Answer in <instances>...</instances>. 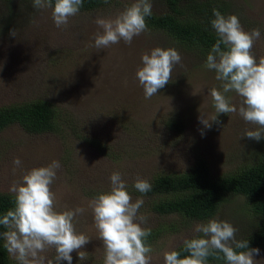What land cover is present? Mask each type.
Returning <instances> with one entry per match:
<instances>
[{"label": "rangeland", "instance_id": "374dc122", "mask_svg": "<svg viewBox=\"0 0 264 264\" xmlns=\"http://www.w3.org/2000/svg\"><path fill=\"white\" fill-rule=\"evenodd\" d=\"M132 2L109 0L98 8L80 10L66 28H57L51 8L36 10L33 0H0V106L43 100L56 111L55 131L30 133L17 123L0 130V192L11 193V185L25 171L58 160L61 167L52 185L57 207L87 209L74 222L78 232L92 237L83 248L87 260L80 261L74 251L72 264H104L105 249L87 204L110 189L114 171L122 174L133 201L143 198L139 211L148 217L146 226H164L150 243L152 264H164V253L195 236L199 223L214 217L228 220L242 240L256 231L263 216L248 211L249 198L231 193L225 194L216 215L206 220L160 214L151 208L157 196L134 188L137 177L151 183L157 174L188 170L198 157L207 161L214 177L237 171L264 153V144L263 138L242 137L253 126L238 114H219V122L210 129L200 123L201 113L207 118L216 114L209 90L222 84L215 70L205 67L211 49L195 51L155 28L134 37L131 44L121 40L107 49L94 47L95 19L115 17ZM221 2L224 15L238 14L246 30L260 29L252 51L257 58L264 56V0ZM151 3L152 12H168L164 0ZM13 29L16 36L10 35ZM158 46L176 48L183 67L177 65L172 80L145 99L136 72L142 55ZM226 95L239 106L241 98L235 92ZM17 156L22 164L14 174ZM257 248L256 264H264V245ZM46 255L53 258L55 252ZM9 258L18 264L10 254Z\"/></svg>", "mask_w": 264, "mask_h": 264}, {"label": "clouds", "instance_id": "9594fccd", "mask_svg": "<svg viewBox=\"0 0 264 264\" xmlns=\"http://www.w3.org/2000/svg\"><path fill=\"white\" fill-rule=\"evenodd\" d=\"M82 5L83 0H54V3L53 0H33L36 10L52 9L57 28H66ZM152 11L151 0H133L115 17H97L94 47L98 51L107 49L121 40L131 44L134 37L148 31L146 18ZM213 14L211 26L217 40L207 55L205 67L215 70V78L222 84L220 88L209 90L216 114L207 118L201 113L200 123L210 129L213 122H219V114H238L253 126L242 137L259 141L264 138V56L257 58L252 49L260 39L261 31L259 28L246 30L238 14L224 15L216 8ZM10 35L16 36V30H11ZM177 65L183 67L181 54L174 47L158 46L150 54L142 55V66L137 69L136 77L143 87L145 99L156 95L172 80ZM230 92L241 98L239 106L226 95ZM21 164L18 156L13 159L14 174ZM60 167L58 160L33 167L9 189L14 207L0 217V225L7 229L0 232V237L4 248L18 264H60L61 261L72 264L74 251L80 261L87 260L83 248L92 237L78 232L74 222L87 209L80 206L58 209L52 185ZM109 179L110 189L99 193L87 204L93 214L97 238L105 249L104 264H152L153 248L147 242L152 230L146 226L148 217L139 211L144 204L143 198L133 201L119 171L112 172ZM133 186L140 193L152 189V184L140 177ZM194 231L197 235L183 240V251L188 254L182 256L177 249L166 251L164 264H208L210 256L219 259L220 254L226 264H256L259 248H250L248 240L237 239L238 229L230 221L214 217L197 224ZM49 250H54L53 258L46 255Z\"/></svg>", "mask_w": 264, "mask_h": 264}, {"label": "trees", "instance_id": "16d2710c", "mask_svg": "<svg viewBox=\"0 0 264 264\" xmlns=\"http://www.w3.org/2000/svg\"><path fill=\"white\" fill-rule=\"evenodd\" d=\"M164 2L168 12H152V15L146 18L147 28L161 29L182 46L195 51L212 48L217 40L216 32L211 26V20L214 19L213 9H218L222 14L226 9L221 0ZM104 4V0H83L80 10H91ZM55 117L53 105L43 100L4 105L0 106V130L9 124L17 123L30 133L55 131ZM261 143L264 144V138ZM260 155L237 171L216 177L211 174L207 161L202 157L196 158L193 166L184 172L157 174L153 177L152 189L148 192L157 196L151 208L160 214L177 213L186 219L206 220L216 215L225 194H242L250 200L251 207L248 211L263 215L256 231L242 240H248L250 248L263 246L264 153ZM13 207V194L0 192V217ZM6 230L0 225V232ZM151 230L148 243L161 235L164 226L159 225ZM3 245L4 241L0 237V264H11L9 253ZM175 249L180 250L182 256L188 254L183 251V243ZM225 262L222 254L219 259L213 256L208 258V263Z\"/></svg>", "mask_w": 264, "mask_h": 264}]
</instances>
